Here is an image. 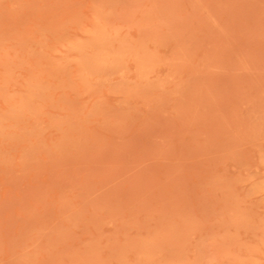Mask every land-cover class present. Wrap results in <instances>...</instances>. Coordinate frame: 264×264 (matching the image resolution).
<instances>
[{
  "label": "rangeland",
  "instance_id": "rangeland-1",
  "mask_svg": "<svg viewBox=\"0 0 264 264\" xmlns=\"http://www.w3.org/2000/svg\"><path fill=\"white\" fill-rule=\"evenodd\" d=\"M0 264H264V0H0Z\"/></svg>",
  "mask_w": 264,
  "mask_h": 264
}]
</instances>
